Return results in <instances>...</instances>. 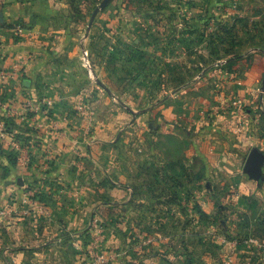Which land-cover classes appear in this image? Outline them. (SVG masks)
Returning <instances> with one entry per match:
<instances>
[{
	"label": "rangeland",
	"instance_id": "374dc122",
	"mask_svg": "<svg viewBox=\"0 0 264 264\" xmlns=\"http://www.w3.org/2000/svg\"><path fill=\"white\" fill-rule=\"evenodd\" d=\"M26 1L42 5L38 9L44 16L37 15L32 28L54 26V37L47 39L54 62H62L63 46L80 49L79 61L76 55L67 58L73 69L79 63L87 67L100 89L86 102L96 128L110 127L112 142L155 147L153 155L133 154L141 161L159 159L157 166L137 170L133 185L153 194L175 188L173 200L182 209V259L176 256L175 264H263L264 214L259 204L251 213L242 211L223 174L208 175L214 167L202 154L197 135L222 127L233 106L239 113L247 108L233 99L230 82L244 76L248 64L264 63V0ZM58 29L71 33L67 42L56 35ZM255 89L264 94L262 83ZM256 96L259 102L261 95ZM171 107L182 108V115L167 114ZM241 158L243 174L248 156ZM209 189L214 198L196 197ZM32 200L37 202L35 196ZM153 200L165 208L166 199ZM6 205L1 210L11 204ZM17 207L10 214L18 213L24 222L26 202ZM110 211H98L95 229L82 231L79 264H95L100 257L101 264H137L136 244L150 238L161 243L171 232L164 227L125 230L119 208ZM7 215H1L3 225L11 220ZM141 216L146 222L156 217ZM157 218L164 223L168 219L166 213Z\"/></svg>",
	"mask_w": 264,
	"mask_h": 264
},
{
	"label": "crops",
	"instance_id": "0c3cea01",
	"mask_svg": "<svg viewBox=\"0 0 264 264\" xmlns=\"http://www.w3.org/2000/svg\"><path fill=\"white\" fill-rule=\"evenodd\" d=\"M40 6L35 1L0 0V99L8 104L0 114L7 125V132L0 133V236L11 230L0 238V264H79L82 231L95 229L98 211L109 214L116 206L123 215L120 228L171 231L161 243L150 238L136 244L137 264H175L176 256L182 259V209L173 200L175 188L153 194L133 185L137 170L159 164L156 157L141 161L133 154L153 155L155 147L112 142L110 127L96 128L86 102L100 89H95L87 67L79 63L73 69L68 61L67 55L79 61V48L63 46L62 62H54L47 41L54 37V26L42 31L30 25L44 16ZM58 34L61 42L71 37L67 30L58 29ZM244 69V76L230 84L233 99L247 108L239 113L233 106L221 120L222 127H211L197 139L214 167L208 175L223 174L242 211L251 213L259 204L264 214V94L255 89L263 85L264 63ZM256 94L261 95L259 102ZM167 114L182 115V108L171 107ZM254 150L262 157L258 175L245 170L241 174V157ZM42 190L45 201L34 204L32 196ZM214 194L209 189L196 197L209 201ZM25 198L26 220L9 212L11 220L3 225L1 215L8 217V212L2 214L1 207L14 201L23 204ZM160 198L166 199L165 208L153 200ZM142 213L156 217L146 222ZM163 213L166 224L157 218Z\"/></svg>",
	"mask_w": 264,
	"mask_h": 264
},
{
	"label": "built area",
	"instance_id": "2783aa9c",
	"mask_svg": "<svg viewBox=\"0 0 264 264\" xmlns=\"http://www.w3.org/2000/svg\"><path fill=\"white\" fill-rule=\"evenodd\" d=\"M8 108V104L0 99V114L5 111L6 109ZM7 132V125H6V122L0 118V133L1 134H5ZM33 197V196H32ZM31 198V196H30ZM32 199V198H31ZM26 202V198L23 200V203ZM37 203V202H35ZM17 205L16 203L12 202L10 206L6 207L5 210H1V213L3 214L5 211L7 212H16L17 211ZM104 261V258L103 257H100L96 262L95 264H101L102 262Z\"/></svg>",
	"mask_w": 264,
	"mask_h": 264
},
{
	"label": "water",
	"instance_id": "95a60500",
	"mask_svg": "<svg viewBox=\"0 0 264 264\" xmlns=\"http://www.w3.org/2000/svg\"><path fill=\"white\" fill-rule=\"evenodd\" d=\"M100 84L103 85L101 82ZM263 87H264V82H263ZM261 160L262 157L255 150L252 151L246 160L245 171L252 176H257L259 173L258 164L261 162Z\"/></svg>",
	"mask_w": 264,
	"mask_h": 264
},
{
	"label": "trees",
	"instance_id": "16d2710c",
	"mask_svg": "<svg viewBox=\"0 0 264 264\" xmlns=\"http://www.w3.org/2000/svg\"><path fill=\"white\" fill-rule=\"evenodd\" d=\"M45 192L42 190L40 192H37L36 195H34L36 197V200L39 202V203H42L45 201V196H44ZM33 196V197H34Z\"/></svg>",
	"mask_w": 264,
	"mask_h": 264
}]
</instances>
